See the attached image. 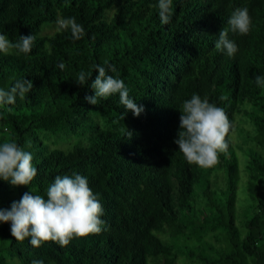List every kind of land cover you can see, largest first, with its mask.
Wrapping results in <instances>:
<instances>
[{"label":"trees","instance_id":"obj_1","mask_svg":"<svg viewBox=\"0 0 264 264\" xmlns=\"http://www.w3.org/2000/svg\"><path fill=\"white\" fill-rule=\"evenodd\" d=\"M157 3L0 0V34L36 38L27 56L0 53V89L23 79L33 86L0 106V144L16 142L37 170L28 186L0 180V210L26 192L46 198L56 176L75 174L87 177L104 209L99 235L63 248L16 241L0 222V264H264V86L255 83L264 77V0H173L167 25ZM237 8L248 9L252 27L245 36L229 30L238 48L230 58L214 45ZM70 17L83 39L57 31V20ZM106 62L115 67L107 75L122 79L143 108L139 116L118 94L88 103L93 66ZM80 72L91 73L83 86ZM193 94L223 108L232 124L227 154L211 169L188 164L174 143ZM42 133L74 141L50 147Z\"/></svg>","mask_w":264,"mask_h":264},{"label":"clouds","instance_id":"obj_2","mask_svg":"<svg viewBox=\"0 0 264 264\" xmlns=\"http://www.w3.org/2000/svg\"><path fill=\"white\" fill-rule=\"evenodd\" d=\"M156 7L160 23L169 24L173 15V0H158ZM56 23L57 31L70 30L73 41L85 36L83 26L74 17L59 18ZM227 23L229 28H222L214 46L231 58L238 48L228 38L229 30L241 36L250 32L252 20L248 9H235ZM35 39L34 35L20 36L18 41L11 42L6 35L0 34V53L8 55L16 50L18 54L27 56L32 51ZM58 67L63 70L65 65L61 62ZM93 68L97 73L91 84L95 96L86 97L88 103L96 105L97 97L107 99L118 94L119 102L126 111H131L134 116L143 112V108L129 98V89L124 81L107 75L108 71H115L114 66L109 67L106 62ZM90 77L91 73L80 72L78 84L83 86ZM255 83L264 86V77L257 76ZM32 87L31 81L23 79L16 81L8 90L0 89V106L14 105L17 96L25 98ZM231 130L232 124L223 108L210 103L206 97L202 99L193 94L190 100L182 104L180 130L174 143L188 164L211 169L220 162V154H227V138ZM32 160L30 152L24 151L16 142L6 140L0 144V180L10 183L12 187L30 185L37 175ZM103 214V206L89 187L87 177L75 174L56 176L46 190V198L31 191L26 192L19 202L12 203L10 210H0V222L10 223V232L16 241L29 239L35 248L52 242L63 248L74 238L99 235L104 230Z\"/></svg>","mask_w":264,"mask_h":264},{"label":"rangeland","instance_id":"obj_3","mask_svg":"<svg viewBox=\"0 0 264 264\" xmlns=\"http://www.w3.org/2000/svg\"><path fill=\"white\" fill-rule=\"evenodd\" d=\"M56 28L54 26L51 27H45L43 31V35H51L55 32ZM40 137L43 139V141L48 144L50 147H60L64 145H70L74 140H71V136L66 133H59V134H49V133H42ZM236 135H232L231 138L236 141ZM242 169V168H241ZM177 264H182L181 261H179Z\"/></svg>","mask_w":264,"mask_h":264}]
</instances>
